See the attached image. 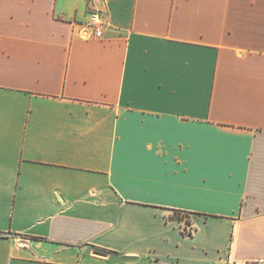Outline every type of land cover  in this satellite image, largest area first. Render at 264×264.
<instances>
[{"label":"crops","instance_id":"obj_1","mask_svg":"<svg viewBox=\"0 0 264 264\" xmlns=\"http://www.w3.org/2000/svg\"><path fill=\"white\" fill-rule=\"evenodd\" d=\"M88 6L0 0V264H264V0Z\"/></svg>","mask_w":264,"mask_h":264},{"label":"built area","instance_id":"obj_2","mask_svg":"<svg viewBox=\"0 0 264 264\" xmlns=\"http://www.w3.org/2000/svg\"><path fill=\"white\" fill-rule=\"evenodd\" d=\"M109 1L110 0H88L87 21L83 25L87 30L91 31L94 37L99 38L102 36L103 27L106 24L102 16V7ZM191 230V224L186 223L184 231L189 233Z\"/></svg>","mask_w":264,"mask_h":264}]
</instances>
